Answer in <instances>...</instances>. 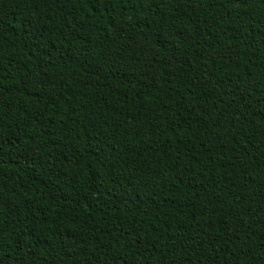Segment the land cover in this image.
<instances>
[{
	"label": "trees",
	"instance_id": "16d2710c",
	"mask_svg": "<svg viewBox=\"0 0 264 264\" xmlns=\"http://www.w3.org/2000/svg\"><path fill=\"white\" fill-rule=\"evenodd\" d=\"M0 264H264V0H0Z\"/></svg>",
	"mask_w": 264,
	"mask_h": 264
}]
</instances>
